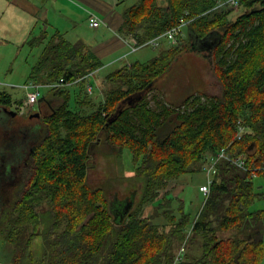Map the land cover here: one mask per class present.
Wrapping results in <instances>:
<instances>
[{
  "label": "trees",
  "instance_id": "16d2710c",
  "mask_svg": "<svg viewBox=\"0 0 264 264\" xmlns=\"http://www.w3.org/2000/svg\"><path fill=\"white\" fill-rule=\"evenodd\" d=\"M221 1L140 0L130 6L121 34L143 43L184 17L189 40L181 35L151 60L108 73L99 99L87 92L79 99L90 107L85 113L71 107L69 87L84 88L103 61L86 42L70 41L60 31L29 37L32 47L43 43L30 80L49 85L64 78L67 84L50 87L64 100L54 106L47 97L46 113L35 109L21 121L15 109L8 124L0 125V146L18 141L25 155L10 175L7 160L0 161V214H8L2 235L13 247L9 264H264V210L250 209L264 194L255 184L256 177L264 178V0H240L236 18L226 9L231 5L216 8ZM204 38L211 43L222 95L193 94L176 105L150 97L173 60ZM13 102L0 92V108L12 109ZM101 139L120 153H133L134 172L143 182L139 200L113 203L89 184L92 149ZM222 148L245 155L247 168L221 160L195 216L184 199L175 210L176 198L168 193L144 214L171 181L205 172ZM123 201L130 204L128 212ZM232 229L231 235L219 234ZM37 237L40 257L32 250ZM196 243L200 252L191 255L187 249Z\"/></svg>",
  "mask_w": 264,
  "mask_h": 264
},
{
  "label": "rangeland",
  "instance_id": "374dc122",
  "mask_svg": "<svg viewBox=\"0 0 264 264\" xmlns=\"http://www.w3.org/2000/svg\"><path fill=\"white\" fill-rule=\"evenodd\" d=\"M162 2V0H160ZM216 6V8L223 7ZM242 6L228 7L230 9V17L236 18L240 13ZM34 26L32 17L27 12V0H0V92H5L11 95L13 99L12 110H20V105L25 104L28 97L27 94L33 88L26 87L30 82V74L32 67L39 60L40 53L42 51L43 43L32 47L28 43L29 37H33L34 33L30 30ZM185 42L188 38V26L186 25L183 32ZM177 40L176 44L179 43ZM128 44V43H127ZM129 45V44H128ZM172 43L169 40H163L161 45L153 47L146 46L137 52L136 55L141 57L142 62H146L159 55L160 52L169 48ZM183 50L172 62L170 69L161 77L155 81V85L150 91L149 96L152 97L155 94L162 97V94L166 92L170 83L178 82L180 85L179 95L177 98H169L164 96L165 100L170 104H179V100L183 97H189L193 94L201 92L208 81H211V85L208 87V94L221 96L223 87L218 77L217 69L214 62H212V51L209 47L199 46ZM130 47V46H129ZM138 50V49H137ZM136 50V51H137ZM135 52V51H132ZM135 55V56H136ZM141 61V60H140ZM116 67L106 68L98 73V77L101 80L105 79L111 71ZM117 69V68H116ZM215 82L216 85H213ZM36 83V82H34ZM101 83V84H100ZM98 82L95 77H90L84 84H74L69 87L71 92V107L75 109H81L82 112H87L90 107L82 106L79 104V99L85 97L88 91V85L93 86V94H88L90 99H99L100 87L103 86V82ZM39 84V83H36ZM100 84V85H99ZM40 85V97L39 101L35 105H27L23 112L19 111L17 115L21 121H26L27 116L31 112H36L35 109H41L44 113L50 110L47 106V101L44 98L45 95L49 98V101L55 106L63 102V98L59 95L49 93L51 88ZM177 85V84H176ZM175 85V86H176ZM165 91V92H164ZM41 105V108H39ZM51 105V107L53 106ZM10 115L5 111L0 112V125L6 126L9 122ZM39 120V119H38ZM36 130V127L35 129ZM28 146V143L27 145ZM122 153V154H121ZM119 152L117 148L113 149L104 140H99L97 144L93 146L90 161H89V175L88 182L92 187H100L104 190L106 197L111 202H117L121 199L131 201L132 198L137 201L140 198L143 182L141 177L137 176L134 169L137 165L133 162V153L126 148L123 152ZM25 155L22 153V148L18 141L13 142L10 145L0 146V161L7 160L6 174H12L11 169L13 165L18 166L23 161ZM16 160V161H15ZM206 183V174L203 171L190 172L182 174L178 181H171L167 189L161 190L156 203H149L145 207V215H149L155 204L161 202L164 195L168 193L169 197L174 199L173 207L176 210L179 205V201L185 200V208L191 212L192 216H195L198 209L204 201V196L200 192V186ZM256 186H263L259 188L264 193V178L258 176L255 178ZM122 206L126 205V202H121ZM46 204L42 208L46 209ZM252 211L264 210V194L256 199L250 208ZM7 211L0 214V262L9 264L11 262L13 247L5 241L2 232L5 225ZM47 220V219H46ZM158 222H163L165 219L159 217L156 219ZM48 222V220H47ZM45 222L44 225L47 223ZM235 233V230H227L219 233L220 235H231ZM199 244L190 247L189 253L195 255L200 252ZM188 248V247H187ZM33 254L34 257H40L42 254V238L37 237L33 242ZM264 263V258H263Z\"/></svg>",
  "mask_w": 264,
  "mask_h": 264
},
{
  "label": "crops",
  "instance_id": "0c3cea01",
  "mask_svg": "<svg viewBox=\"0 0 264 264\" xmlns=\"http://www.w3.org/2000/svg\"><path fill=\"white\" fill-rule=\"evenodd\" d=\"M139 1L140 0H27V12L34 22V26L31 27L32 29L30 32L40 35L46 30L50 35L56 31H60L70 41L83 40L86 42L103 61V66L90 76L95 77L100 83L102 81L101 77H98L100 71L112 67L120 68L136 60H143L136 54L140 49L145 47L132 52L125 41L126 37L132 36H125L121 34L119 30L124 22V12ZM89 11L95 12L102 19V23L99 27L94 28L90 26ZM211 59L213 62L212 56ZM212 84L216 85L215 82H212ZM206 85L209 87L211 81H208ZM206 85L202 87L203 90L199 93L209 92ZM154 86L156 85L154 84ZM168 86L166 92L164 91L165 93L162 94V97L164 98L167 94L174 99L177 98L180 88L179 83L173 81V83H170ZM167 95L166 97H169ZM44 98L46 99L47 95H45ZM184 99H186V97L181 98L179 103ZM39 108H41V105ZM262 187L263 186H259L258 188Z\"/></svg>",
  "mask_w": 264,
  "mask_h": 264
},
{
  "label": "built area",
  "instance_id": "2783aa9c",
  "mask_svg": "<svg viewBox=\"0 0 264 264\" xmlns=\"http://www.w3.org/2000/svg\"><path fill=\"white\" fill-rule=\"evenodd\" d=\"M231 5L234 7H237L240 5V0H223L221 1L218 6L222 5ZM102 19L93 11H89V24L91 27L97 28L101 25ZM189 21L186 18H181L180 22L169 29H167L165 32L143 42L139 43L137 40L132 36V37H126L125 41L129 44L130 50L131 51H136L140 47H146V46H159L163 42V40H169L172 44H176L177 40L181 35H183L184 28L187 25L188 26ZM92 75V74H91ZM67 83H65L64 78H61L59 81L45 85L47 87H60V86H65ZM26 87L33 88V90L29 91L27 94V101L25 104L20 105V110L21 112L24 111L25 106L27 105H35L39 101L40 97V85L36 84L34 82H30V84L26 85ZM88 91L93 93V86L88 85L87 87ZM245 128L241 125L239 128V138L242 136V133L244 132ZM226 159L230 161L232 164L235 166L246 169L247 168V161H246V156L243 154L239 155H229L227 152L226 148H222L217 154L212 155L204 170L206 174V183L202 184L200 186V192L204 196V201L209 197L210 192H211V185L213 184L214 181V176L217 173V165L218 163ZM256 175V174H254ZM185 251V244L180 248L178 255L176 257V260H180L183 252Z\"/></svg>",
  "mask_w": 264,
  "mask_h": 264
},
{
  "label": "water",
  "instance_id": "95a60500",
  "mask_svg": "<svg viewBox=\"0 0 264 264\" xmlns=\"http://www.w3.org/2000/svg\"><path fill=\"white\" fill-rule=\"evenodd\" d=\"M210 40H208V38H204L203 40H200V42H197V44H199V46H205V47H211V43L209 42ZM5 111L6 113L15 116L17 114V112L15 110L9 109V108H0V112ZM36 115L38 116L39 113H36ZM124 211L128 212V210L130 209V204H126L125 206H123Z\"/></svg>",
  "mask_w": 264,
  "mask_h": 264
},
{
  "label": "flooded vegetation",
  "instance_id": "af4514ba",
  "mask_svg": "<svg viewBox=\"0 0 264 264\" xmlns=\"http://www.w3.org/2000/svg\"><path fill=\"white\" fill-rule=\"evenodd\" d=\"M43 99H45V98H43ZM46 100V99H45ZM37 113H39V112H37ZM38 116H40V113H39V115ZM36 117H37V115H36Z\"/></svg>",
  "mask_w": 264,
  "mask_h": 264
}]
</instances>
